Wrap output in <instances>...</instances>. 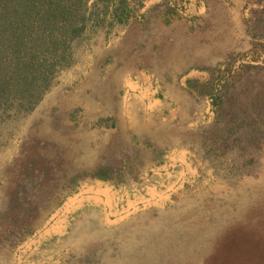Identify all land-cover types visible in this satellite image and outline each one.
Instances as JSON below:
<instances>
[{"label":"rangeland","instance_id":"obj_1","mask_svg":"<svg viewBox=\"0 0 264 264\" xmlns=\"http://www.w3.org/2000/svg\"><path fill=\"white\" fill-rule=\"evenodd\" d=\"M97 1L0 103V264H264V0Z\"/></svg>","mask_w":264,"mask_h":264},{"label":"trees","instance_id":"obj_2","mask_svg":"<svg viewBox=\"0 0 264 264\" xmlns=\"http://www.w3.org/2000/svg\"><path fill=\"white\" fill-rule=\"evenodd\" d=\"M87 1L0 0V103H31L38 88L66 65L84 23L107 11V5L100 10L97 0L91 7ZM126 4L118 0V9ZM97 177L113 180L107 172Z\"/></svg>","mask_w":264,"mask_h":264}]
</instances>
